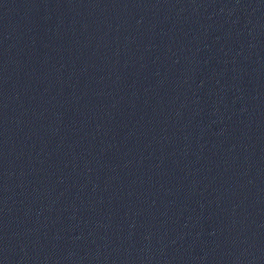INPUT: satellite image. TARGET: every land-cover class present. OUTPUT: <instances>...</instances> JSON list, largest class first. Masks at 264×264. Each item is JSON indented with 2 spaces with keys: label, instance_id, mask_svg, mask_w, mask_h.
<instances>
[{
  "label": "water",
  "instance_id": "95a60500",
  "mask_svg": "<svg viewBox=\"0 0 264 264\" xmlns=\"http://www.w3.org/2000/svg\"><path fill=\"white\" fill-rule=\"evenodd\" d=\"M0 93L196 264H264V0H0Z\"/></svg>",
  "mask_w": 264,
  "mask_h": 264
}]
</instances>
